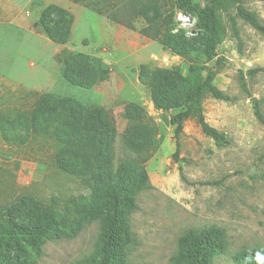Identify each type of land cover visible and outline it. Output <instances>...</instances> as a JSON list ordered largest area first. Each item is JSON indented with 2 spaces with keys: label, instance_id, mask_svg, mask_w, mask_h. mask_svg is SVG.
I'll list each match as a JSON object with an SVG mask.
<instances>
[{
  "label": "rangeland",
  "instance_id": "374dc122",
  "mask_svg": "<svg viewBox=\"0 0 264 264\" xmlns=\"http://www.w3.org/2000/svg\"><path fill=\"white\" fill-rule=\"evenodd\" d=\"M109 2L111 18L81 3L75 8L70 41L50 42L45 56L36 60L13 61L14 52L8 49L12 38L4 30L0 33L1 73L22 77L33 87L0 96V117L4 111L18 121L6 125L10 141L0 133V208L10 207L26 223L46 218L56 222L33 264H77L94 253L101 236V184L107 170L125 162L136 180L143 169L148 175L145 187L131 191L136 207L128 214L130 264H178L180 237L212 225L224 230L227 245L216 263L237 264V253L264 247V34L239 16L238 6L264 24V0H226L217 8L221 31L215 39L199 26L197 13L177 8L175 0ZM150 6H156L153 22L143 14ZM179 12L190 21H181ZM168 33L166 40L183 35V53L163 44ZM213 40L217 56L209 60L203 50ZM30 48L36 51L35 45ZM75 52L90 55L100 65L102 79L94 86L74 85L63 76L60 57ZM194 67L204 75L208 68L215 71V85L230 96L220 100L206 93L202 101L205 119L228 142L218 145L194 115L184 123L176 156L173 116L179 109L155 106L151 72L175 70L187 79ZM43 92L107 112L116 127L110 158L81 157L74 167L69 157L62 164L52 139L29 136L17 116ZM4 263L23 264L15 259Z\"/></svg>",
  "mask_w": 264,
  "mask_h": 264
},
{
  "label": "trees",
  "instance_id": "16d2710c",
  "mask_svg": "<svg viewBox=\"0 0 264 264\" xmlns=\"http://www.w3.org/2000/svg\"><path fill=\"white\" fill-rule=\"evenodd\" d=\"M74 1L83 3L111 18L106 8V5L110 4L109 0ZM225 1L206 0L205 5L202 6L193 0H175V4L181 10L197 13L199 26L215 39L221 31L217 8L224 6ZM97 4L100 6L97 7ZM143 14L148 21L153 22L156 20V6L148 7ZM238 14L264 34V24L255 13L238 6ZM74 20V15L69 9L54 3L45 6L40 14V23L45 34L53 42L62 45L71 39ZM167 35L170 34L162 38L163 44L173 52L183 53L187 48L183 35L173 34L166 40ZM203 52L209 60L217 56L216 40L204 48ZM60 60L63 62V76L74 85L92 87L102 79V69L97 60L90 55L82 52L67 53L65 57L61 56ZM215 75V71L210 68L204 75L199 67H194L187 79L175 70L155 69L151 72L155 106L164 110L179 109L173 116L177 125L176 156L180 151L179 136L184 130V123L194 115L197 116L202 131L213 138L218 145L228 142L226 135L212 126L203 113L202 101L206 93H210L216 99H230L228 94L215 85ZM242 81L243 88L247 90L245 81ZM180 84H185L183 89L179 87ZM1 112L3 116L0 117V132L6 141H10L6 125L18 124V121L13 120V116H8V112ZM256 114L261 119L260 113L256 112ZM17 118L19 122L24 120L29 136H44L55 142L58 146L59 163L66 164L65 159L70 157L69 161L72 160L76 167L81 157L110 158L116 127L108 113L102 109L82 108L73 100L51 98L49 93L43 92L38 94L31 108L26 112H19ZM130 139L129 141L133 143L131 136ZM133 170L125 162L116 170H107V180L101 184L103 211L101 236L94 253L77 264H130L127 260L126 246L133 241V235L128 214L136 207L131 191L145 187V181L148 179L147 172L143 169L139 179L136 180ZM0 221L2 222L0 264H5L4 262L10 259L18 260L23 264H33L44 240L56 229L53 218L29 223L19 221L10 207L0 208ZM225 238L224 230L215 225L190 229L179 239L176 261L178 264H217L215 259L227 251ZM257 252L264 254V247L244 249L234 256V260L237 264H258L255 258Z\"/></svg>",
  "mask_w": 264,
  "mask_h": 264
},
{
  "label": "crops",
  "instance_id": "0c3cea01",
  "mask_svg": "<svg viewBox=\"0 0 264 264\" xmlns=\"http://www.w3.org/2000/svg\"><path fill=\"white\" fill-rule=\"evenodd\" d=\"M193 1L201 5L205 3L204 0ZM50 3L69 9L74 15V19L76 16L75 8L81 4L74 0H0V33L4 30L12 38L13 42L9 43L13 46H9L8 49L14 52L13 57H10L13 61L16 59L36 60L40 57L43 58L44 54L47 53V45L53 41L49 39L41 26L40 14L43 8ZM42 39H44L45 45H43ZM32 45L36 46L34 52H31L32 48L30 47ZM1 57L4 56L1 55L0 51ZM10 65L13 66L14 64ZM19 89L32 90L33 87L27 86L22 77L15 78L0 71V96L3 92Z\"/></svg>",
  "mask_w": 264,
  "mask_h": 264
},
{
  "label": "clouds",
  "instance_id": "9594fccd",
  "mask_svg": "<svg viewBox=\"0 0 264 264\" xmlns=\"http://www.w3.org/2000/svg\"><path fill=\"white\" fill-rule=\"evenodd\" d=\"M255 258H256L258 264H264V254L257 252Z\"/></svg>",
  "mask_w": 264,
  "mask_h": 264
},
{
  "label": "built area",
  "instance_id": "2783aa9c",
  "mask_svg": "<svg viewBox=\"0 0 264 264\" xmlns=\"http://www.w3.org/2000/svg\"><path fill=\"white\" fill-rule=\"evenodd\" d=\"M179 16H180V20L183 22L190 21V16H188L186 13L179 12Z\"/></svg>",
  "mask_w": 264,
  "mask_h": 264
},
{
  "label": "water",
  "instance_id": "95a60500",
  "mask_svg": "<svg viewBox=\"0 0 264 264\" xmlns=\"http://www.w3.org/2000/svg\"><path fill=\"white\" fill-rule=\"evenodd\" d=\"M214 63H215V61H212L211 65H214ZM252 99L256 102V98L255 97H253Z\"/></svg>",
  "mask_w": 264,
  "mask_h": 264
}]
</instances>
